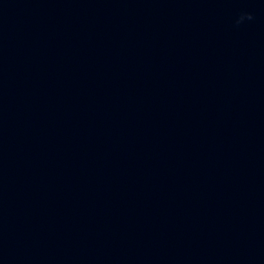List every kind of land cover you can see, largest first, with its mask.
I'll return each instance as SVG.
<instances>
[{"label": "water", "instance_id": "95a60500", "mask_svg": "<svg viewBox=\"0 0 264 264\" xmlns=\"http://www.w3.org/2000/svg\"><path fill=\"white\" fill-rule=\"evenodd\" d=\"M248 16L0 0V264H264V23Z\"/></svg>", "mask_w": 264, "mask_h": 264}, {"label": "clouds", "instance_id": "9594fccd", "mask_svg": "<svg viewBox=\"0 0 264 264\" xmlns=\"http://www.w3.org/2000/svg\"><path fill=\"white\" fill-rule=\"evenodd\" d=\"M241 19H243V17H241ZM248 19H251V16L250 15L248 16Z\"/></svg>", "mask_w": 264, "mask_h": 264}]
</instances>
